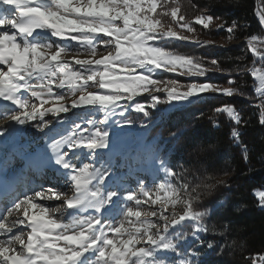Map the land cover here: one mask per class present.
Wrapping results in <instances>:
<instances>
[{
    "label": "snow or ice",
    "instance_id": "1",
    "mask_svg": "<svg viewBox=\"0 0 264 264\" xmlns=\"http://www.w3.org/2000/svg\"><path fill=\"white\" fill-rule=\"evenodd\" d=\"M181 7L179 0H0V264H205L216 249L202 236L223 235L208 223L223 201L204 199L230 187L229 172L203 179L177 172L173 152L188 127L167 137L151 130L206 94L245 93L210 81L213 71L232 75L218 60L172 46L213 43L193 27L209 28L213 14L204 8L190 19ZM256 14L264 27V6ZM247 26L216 27L232 39ZM245 44L255 59L237 71L254 78L264 125V35ZM221 113L247 162L241 137L249 121L231 103L214 109ZM124 127L143 132L125 139L114 131ZM29 130L39 139L29 140ZM256 195L264 208V191ZM231 247L242 251L243 243ZM245 259L264 264V254Z\"/></svg>",
    "mask_w": 264,
    "mask_h": 264
},
{
    "label": "trees",
    "instance_id": "2",
    "mask_svg": "<svg viewBox=\"0 0 264 264\" xmlns=\"http://www.w3.org/2000/svg\"><path fill=\"white\" fill-rule=\"evenodd\" d=\"M181 14L193 18L200 10L207 8L213 14L216 23L230 25L232 21L238 24L247 23L243 32H238L232 40L238 43L230 46H197L188 42L175 41L172 46L182 53L205 57L208 61L218 60L222 68L230 70L232 75L211 72L210 81L227 84L235 81L232 86L241 88L245 93L243 97L208 95L204 100L193 106L165 113L152 134L161 133L167 137L170 131L180 126H187L188 131L181 138L179 145L173 152L176 171L187 169L188 174L201 179L207 176L219 177L224 171L229 175L225 177L230 187L217 186L210 196H206L204 204L223 201V206L209 219L210 228L215 227L220 234H207L202 238L212 241L215 250H208L205 264H251L246 256L264 254V208L259 207L258 191H264V125L258 120V99L255 96V80L250 73H240L237 65L241 62L251 67L255 57L247 51L245 41L249 35H264L257 8L264 6V0H179ZM187 4V5H186ZM186 5V7H185ZM195 6V7H193ZM159 11V9H158ZM170 20V19H169ZM171 21L167 22L170 23ZM176 27V25H173ZM199 39L218 40L229 37L224 29L217 30L216 26L205 29L193 23ZM186 34V33H185ZM204 41V40H203ZM208 67H213L211 64ZM256 66H261L257 63ZM224 103H231L241 110L244 119L249 123L242 128V142L249 148V159L246 162L239 145L234 144L229 137L230 127L234 126L227 115L214 114L216 107ZM155 117L161 116V111L152 110ZM203 113V116L201 115ZM133 119H144L140 113H131ZM218 123L219 127L214 124ZM125 131L132 132L131 137H136V131L143 130L139 127H124ZM163 143V141H162ZM203 147H194L193 144ZM227 225V231L224 226ZM243 243V250L231 247V242ZM225 248L220 254L219 249ZM204 249H201L203 251Z\"/></svg>",
    "mask_w": 264,
    "mask_h": 264
},
{
    "label": "rangeland",
    "instance_id": "3",
    "mask_svg": "<svg viewBox=\"0 0 264 264\" xmlns=\"http://www.w3.org/2000/svg\"><path fill=\"white\" fill-rule=\"evenodd\" d=\"M187 5V4H186ZM186 5H185V7H186ZM164 19V21H165V23L167 24V22H169L170 20H169V18L168 17H164L163 18ZM219 23H216V21L214 20V22L210 25V26H217ZM186 35H191L190 33H186ZM204 41H211V42H213L212 44H214V45H218V46H230V45H233V44H236V43H238V42H236V41H233L232 39H229V37H225V38H220V39H218V40H211V39H203ZM101 54H103V46H101V48L100 49H98V53H97V56L99 57V55H101ZM257 67H260V66H257ZM211 74V72L208 74V77H209V75ZM178 79H180L181 80V82L182 83H184V82H187V81H185V79L183 78V77H178ZM231 81V80H230ZM230 81H229V83H227V84H221L223 87H234V86H232V83H230ZM201 82H203L202 80H201ZM211 82H213V81H211ZM215 83V82H214ZM208 95H219V94H206L205 96H208ZM219 96H221V95H219ZM233 96H235V97H243V96H241V95H233ZM67 99L69 100V102H70V99H71V97H67ZM158 107H160V108H162V106H158ZM4 118L2 117V119L1 120H3ZM114 131H116V132H119L121 135H122V137H124L125 139H129V138H132L131 136H132V132H130V133H128V132H126L125 131V129L123 128L122 130L121 129H119V128H114ZM143 132V130H138V131H136V136H139L141 133ZM147 179H149V181H150V177H146ZM48 182H45V187H49V186H57V185H52L51 184V182L50 183H48ZM130 183L133 185V186H135V183H134V181H130ZM155 207L156 206H153V209L152 210H154L155 209ZM146 211H147V209H146Z\"/></svg>",
    "mask_w": 264,
    "mask_h": 264
},
{
    "label": "bare ground",
    "instance_id": "4",
    "mask_svg": "<svg viewBox=\"0 0 264 264\" xmlns=\"http://www.w3.org/2000/svg\"><path fill=\"white\" fill-rule=\"evenodd\" d=\"M39 137H40V134L36 133L35 130H29V137H28L29 140H33V139L38 140Z\"/></svg>",
    "mask_w": 264,
    "mask_h": 264
}]
</instances>
